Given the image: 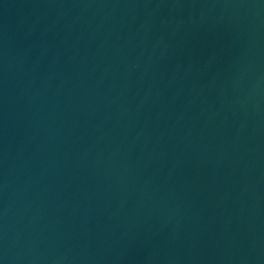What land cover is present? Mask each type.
I'll return each instance as SVG.
<instances>
[{"label":"water","instance_id":"1","mask_svg":"<svg viewBox=\"0 0 264 264\" xmlns=\"http://www.w3.org/2000/svg\"><path fill=\"white\" fill-rule=\"evenodd\" d=\"M0 264H264V0H0Z\"/></svg>","mask_w":264,"mask_h":264}]
</instances>
